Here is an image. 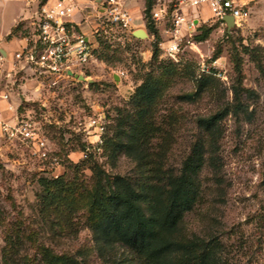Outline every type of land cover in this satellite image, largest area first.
<instances>
[{
  "label": "rangeland",
  "instance_id": "374dc122",
  "mask_svg": "<svg viewBox=\"0 0 264 264\" xmlns=\"http://www.w3.org/2000/svg\"><path fill=\"white\" fill-rule=\"evenodd\" d=\"M147 1L152 9L146 17ZM187 1L144 0L143 19L133 31L143 29L148 38L134 40L119 32L116 39L99 40L96 62L78 69L86 82L65 80L58 87L45 84L40 89L28 82L26 101L13 110L0 100V123L30 115L50 152L47 160L41 159L20 140L0 137V264H47L43 251L50 259L65 254L80 264H111L98 253L91 228L99 211L92 203L94 170L100 168L109 179L121 175L135 182L150 181L160 169L178 171L193 143L203 137L196 119L231 103L238 85L249 91L243 97L247 111L223 122L220 170L207 166L201 173L200 199L185 216L182 233L186 238L217 239L221 264H264V0H242L249 4L251 17L243 28L230 32L205 10L198 16ZM21 6L18 0H0L3 27L12 23ZM181 9L192 25L176 38L173 14ZM158 13L164 16L160 20ZM20 22L16 28H25ZM16 28L12 34L19 38ZM174 42L179 50L172 58L169 48ZM204 67L213 74L201 79ZM122 71L127 78L117 80ZM149 74L162 95L151 110L154 131L145 147L149 157L140 165L124 153L116 154L114 140L120 112L134 114L136 88ZM200 81L207 84L205 91L193 102L183 100ZM94 121L105 127L102 136L109 140L102 155L94 156L96 165L81 159L84 148L97 140ZM54 159L57 164L51 166ZM60 178L65 191L41 213L39 202L48 196L45 187ZM112 257L137 263L119 247Z\"/></svg>",
  "mask_w": 264,
  "mask_h": 264
},
{
  "label": "trees",
  "instance_id": "16d2710c",
  "mask_svg": "<svg viewBox=\"0 0 264 264\" xmlns=\"http://www.w3.org/2000/svg\"><path fill=\"white\" fill-rule=\"evenodd\" d=\"M151 9L152 5L147 1L146 17ZM157 57L154 51L153 59L157 60ZM202 73L201 79L213 74L210 68L202 70ZM206 87L207 84L200 81L193 94L181 98L193 102ZM248 93L241 86H235L231 103L214 114L196 119L197 128L203 137L193 143L178 171L160 169L152 181L135 182L121 175L109 179L103 170L95 166L96 183L92 203L99 211L91 219V228L100 255L110 260L111 264H131L125 259L110 258L119 247L134 256L135 264H221V245L218 240L212 238L206 241L197 236L186 238L182 233V224L200 199L201 173L207 166L219 172L222 124L230 115L238 118L245 115L247 109L243 97ZM161 95L158 81L153 74H149L136 88L132 100L136 109L134 114L120 112L121 119L114 140L116 154L124 153L136 163L145 165L149 157L145 147L150 133L154 131L149 122L151 110ZM102 140L104 149L109 140L105 136H102ZM83 162L95 164L98 161L91 155ZM63 187V178L45 187L48 196L39 202L41 213L50 210L55 199L65 191ZM10 253H7L8 258ZM42 257L48 261L47 264H80L72 255L62 254L50 259L48 251H43Z\"/></svg>",
  "mask_w": 264,
  "mask_h": 264
},
{
  "label": "built area",
  "instance_id": "2783aa9c",
  "mask_svg": "<svg viewBox=\"0 0 264 264\" xmlns=\"http://www.w3.org/2000/svg\"><path fill=\"white\" fill-rule=\"evenodd\" d=\"M129 2L130 0H39L37 9L31 16L20 20V23L27 25L19 30L20 43L12 52L11 58L5 53L4 41L0 39V100L13 110L14 105L19 106L26 101L23 91L28 82L34 83L33 88L38 89L45 84L50 88L58 87L65 80L79 83L68 72L85 77L78 69H85L96 62L94 54L99 40L116 39L119 32L127 34L131 39L134 37L136 20ZM187 5L196 9L208 8L211 18L226 29L224 18L227 16H232L235 28L241 29L252 14L249 4L242 0H188ZM77 15H82L84 21L90 23L92 39L80 29V24L75 20ZM163 17V13L156 15L157 20ZM189 24L192 25V21L177 10L173 14L175 37ZM169 50V55L175 58L179 50L178 43L174 42ZM118 78L126 79L127 73L119 72ZM15 120L14 123H0V137L20 140L31 149L33 156L47 160L50 154L48 141L30 115L18 114ZM93 124L98 130L97 140L81 153L82 160L103 153L102 135L105 127L99 122L94 121ZM56 164L57 159H54L51 166Z\"/></svg>",
  "mask_w": 264,
  "mask_h": 264
},
{
  "label": "crops",
  "instance_id": "0c3cea01",
  "mask_svg": "<svg viewBox=\"0 0 264 264\" xmlns=\"http://www.w3.org/2000/svg\"><path fill=\"white\" fill-rule=\"evenodd\" d=\"M21 2L22 6L19 11V13L13 18L12 23H10L8 26H4L3 18L0 16V28L2 25V29H0V39L4 41V49L5 53H7V56L11 58L12 52L19 46L20 43V37L14 36L12 34L14 28H16V24L18 20H22L24 18H28L31 16V14L37 9L39 0H18ZM129 7L132 12V14L135 17L136 22H138L139 19H143V11L145 7L144 0H130ZM194 10L198 11V16L202 14V11L205 10L207 14H210V11L208 8L203 7L200 9L194 8ZM181 13L185 14L184 9H181ZM188 17V16H187ZM84 17L82 15H77L75 17V20L80 24V29L82 32H84L90 39H92V33H91V25L87 21H84ZM24 27L27 25L26 23H23ZM20 30V29H19ZM20 36V34H19ZM5 106L8 104L5 102Z\"/></svg>",
  "mask_w": 264,
  "mask_h": 264
},
{
  "label": "water",
  "instance_id": "95a60500",
  "mask_svg": "<svg viewBox=\"0 0 264 264\" xmlns=\"http://www.w3.org/2000/svg\"><path fill=\"white\" fill-rule=\"evenodd\" d=\"M224 21L227 24V29L229 32L235 28V21L232 16H227L226 18H224ZM133 36L137 39H144V38H148V33L143 29H139L133 32ZM68 74L77 78L79 81L82 82L87 81L86 77H84V75L82 74H75L73 72H68ZM117 80H120V78H117Z\"/></svg>",
  "mask_w": 264,
  "mask_h": 264
}]
</instances>
